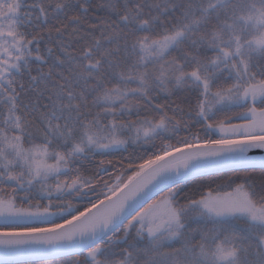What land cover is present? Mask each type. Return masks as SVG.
Instances as JSON below:
<instances>
[{"label":"snow or ice","instance_id":"1","mask_svg":"<svg viewBox=\"0 0 264 264\" xmlns=\"http://www.w3.org/2000/svg\"><path fill=\"white\" fill-rule=\"evenodd\" d=\"M0 264H264V0H0Z\"/></svg>","mask_w":264,"mask_h":264}]
</instances>
